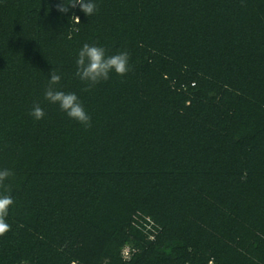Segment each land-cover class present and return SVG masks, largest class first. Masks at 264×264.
<instances>
[{"label":"trees","instance_id":"1","mask_svg":"<svg viewBox=\"0 0 264 264\" xmlns=\"http://www.w3.org/2000/svg\"><path fill=\"white\" fill-rule=\"evenodd\" d=\"M57 3L0 0V264H264V0ZM84 43L130 71L83 91ZM51 69L90 127L44 100Z\"/></svg>","mask_w":264,"mask_h":264},{"label":"clouds","instance_id":"2","mask_svg":"<svg viewBox=\"0 0 264 264\" xmlns=\"http://www.w3.org/2000/svg\"><path fill=\"white\" fill-rule=\"evenodd\" d=\"M86 18L94 17L98 12L97 0H58L57 12L66 15L69 10L77 9ZM71 20L80 21L73 15ZM74 76L86 87L83 91H91L95 86L108 81L113 75L124 77L130 71V55L127 51H118L109 55L106 48L95 43H84L75 54ZM63 73L59 69H51L47 75V88L44 91V100L56 105L71 121H75L84 128L91 126V116L86 110L80 95L75 91H64L61 88ZM29 115L35 121L45 118V111L35 104ZM14 173L0 168V237L10 231L11 225L7 222L15 201L10 194V187L6 183ZM24 264H27L25 261Z\"/></svg>","mask_w":264,"mask_h":264},{"label":"rangeland","instance_id":"3","mask_svg":"<svg viewBox=\"0 0 264 264\" xmlns=\"http://www.w3.org/2000/svg\"><path fill=\"white\" fill-rule=\"evenodd\" d=\"M152 239H153V237H150V240H152ZM128 251H129L128 248H125V249L123 250V258H124L125 260H127V259L129 258V256H128Z\"/></svg>","mask_w":264,"mask_h":264}]
</instances>
